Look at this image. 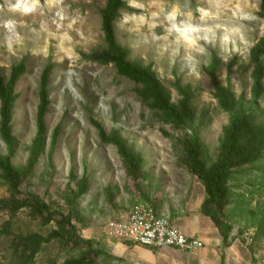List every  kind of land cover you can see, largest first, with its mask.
I'll return each mask as SVG.
<instances>
[{"label": "rangeland", "instance_id": "rangeland-1", "mask_svg": "<svg viewBox=\"0 0 264 264\" xmlns=\"http://www.w3.org/2000/svg\"><path fill=\"white\" fill-rule=\"evenodd\" d=\"M122 1L115 44L153 77L176 126L102 58L107 0H0V81L12 91L11 150L0 137V161L10 156L21 180L16 193L0 168V264H115L105 223L138 200L205 189L181 134L195 140L200 170L224 171L222 234L264 247V75L257 90L252 61L264 38L259 0Z\"/></svg>", "mask_w": 264, "mask_h": 264}, {"label": "trees", "instance_id": "trees-1", "mask_svg": "<svg viewBox=\"0 0 264 264\" xmlns=\"http://www.w3.org/2000/svg\"><path fill=\"white\" fill-rule=\"evenodd\" d=\"M259 15L264 19V0H259ZM125 8V4L122 0H107L106 7L103 11V32L105 37V42L108 47V54L102 56L107 62L114 63L118 73L122 76L128 77L143 85V93L147 97H154L159 104V108L162 112L163 120L167 124L178 125L180 118L176 110L169 106L163 101V97L157 87V83L154 81L153 77L144 70L137 69L126 62L127 53L115 44L112 22L116 13ZM252 61L254 64V77H255V87L258 90L259 81L264 75V38L257 43L252 49ZM11 93L10 87L5 88V86L0 81V137L4 144L7 146L8 150H11V145L8 141V134L10 131L11 123ZM42 106L39 112V119L41 120L44 115V105H45V95L42 91ZM243 119L238 117L232 122L230 134L233 135L234 132L243 125ZM184 151L185 159L193 177L203 182L205 187L206 199L202 204L201 211L202 214L212 220L218 227L223 221L221 213V192L219 190L220 175L224 173L223 170L213 169L209 173L200 170L196 158H195V140L191 139L187 141L185 137L181 134L178 138ZM234 141L232 140L228 145V153L233 152ZM0 168L3 170L5 175L10 180L13 190L16 193L20 192L21 180H19L10 169V156L5 157L3 161H0ZM30 167H28L24 173L27 176ZM221 231V229H220ZM222 233V231H221ZM224 240L226 237L222 234Z\"/></svg>", "mask_w": 264, "mask_h": 264}, {"label": "crops", "instance_id": "crops-1", "mask_svg": "<svg viewBox=\"0 0 264 264\" xmlns=\"http://www.w3.org/2000/svg\"><path fill=\"white\" fill-rule=\"evenodd\" d=\"M205 189L186 194L171 192L155 198L156 210L168 218L186 237L197 238L202 248L193 252L162 248L153 250L128 243L107 244L115 264H264V247L242 243L233 237L224 240L220 228L202 214Z\"/></svg>", "mask_w": 264, "mask_h": 264}, {"label": "built area", "instance_id": "built-area-1", "mask_svg": "<svg viewBox=\"0 0 264 264\" xmlns=\"http://www.w3.org/2000/svg\"><path fill=\"white\" fill-rule=\"evenodd\" d=\"M102 236L109 242H123L153 250L170 248L193 252L203 246L197 238L182 234L168 218L156 210L151 200H138L127 214L105 223ZM251 241L249 238L248 242Z\"/></svg>", "mask_w": 264, "mask_h": 264}, {"label": "clouds", "instance_id": "clouds-1", "mask_svg": "<svg viewBox=\"0 0 264 264\" xmlns=\"http://www.w3.org/2000/svg\"><path fill=\"white\" fill-rule=\"evenodd\" d=\"M15 7H20V5H16ZM188 31H195V29H188ZM229 39L228 36L224 37V40L227 41Z\"/></svg>", "mask_w": 264, "mask_h": 264}]
</instances>
